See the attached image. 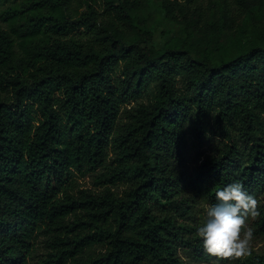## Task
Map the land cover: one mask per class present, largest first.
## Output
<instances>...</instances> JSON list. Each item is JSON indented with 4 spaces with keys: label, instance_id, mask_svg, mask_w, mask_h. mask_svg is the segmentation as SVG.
<instances>
[{
    "label": "trees",
    "instance_id": "obj_1",
    "mask_svg": "<svg viewBox=\"0 0 264 264\" xmlns=\"http://www.w3.org/2000/svg\"><path fill=\"white\" fill-rule=\"evenodd\" d=\"M249 1H212L204 27L198 10L157 48L138 0H0V264H28L39 234L51 251L38 264L213 258L178 221L186 189L213 205L239 181L264 198V26L249 27L264 0ZM189 135L218 139L194 177Z\"/></svg>",
    "mask_w": 264,
    "mask_h": 264
},
{
    "label": "rangeland",
    "instance_id": "obj_2",
    "mask_svg": "<svg viewBox=\"0 0 264 264\" xmlns=\"http://www.w3.org/2000/svg\"><path fill=\"white\" fill-rule=\"evenodd\" d=\"M141 5L139 7V13L141 19L146 20L149 27L154 31L153 44L160 48L166 39L170 38H182L185 31V22L194 14V12L202 11L201 17L195 14L193 21L197 27H204L207 21L211 20L212 13L215 9L210 10V3L214 0H182L178 3H174V0H138ZM255 0L247 2V6H252ZM231 4L230 9L235 11L234 0H228ZM102 5V0H98V8ZM254 17L249 22V27H263L264 26V5L255 6ZM166 8L170 9V13L167 14ZM246 12L243 11L238 14H234V24L236 27L231 33L222 34L220 36V43L226 46V37L236 33L238 27L244 22ZM149 97H143L139 102L147 104ZM138 102V103H139ZM136 103H131L127 108L134 107ZM218 144L216 136L207 135L201 143L197 142L192 136H188L187 149L184 156V169L189 177H194L206 158L211 157L215 153V146ZM77 183L80 189H88L98 191L93 185V180L90 176L77 177ZM125 187L116 186L114 190L117 193H121ZM184 196L190 201V211L188 215H184L182 218H178L180 223L191 226L194 229L193 235L196 233V229L203 223L204 213L206 205H209L205 198L201 195L195 187L186 189ZM259 201L258 205H264V198L259 195L256 198ZM254 219H249L248 226L253 230V237L250 241V252L247 256L240 257H213L208 262H202L194 259L184 249H178L177 257L181 264H254V256L263 259L264 264V234H260L254 230ZM49 235L39 234L33 242L32 253L28 259V264H38L46 258V255L51 251L49 244L47 243Z\"/></svg>",
    "mask_w": 264,
    "mask_h": 264
},
{
    "label": "clouds",
    "instance_id": "obj_3",
    "mask_svg": "<svg viewBox=\"0 0 264 264\" xmlns=\"http://www.w3.org/2000/svg\"><path fill=\"white\" fill-rule=\"evenodd\" d=\"M215 197L217 202L206 205L195 233L203 251L213 257L247 256L253 237L248 221L259 215V201L239 181L219 188Z\"/></svg>",
    "mask_w": 264,
    "mask_h": 264
}]
</instances>
